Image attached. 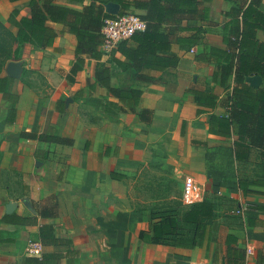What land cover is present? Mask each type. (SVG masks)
Instances as JSON below:
<instances>
[{"label": "crops", "instance_id": "0c3cea01", "mask_svg": "<svg viewBox=\"0 0 264 264\" xmlns=\"http://www.w3.org/2000/svg\"><path fill=\"white\" fill-rule=\"evenodd\" d=\"M102 1L107 0H96ZM196 1V11L182 15L183 29L177 34L182 41L171 46L178 64L154 71L159 81L140 83L143 91L138 107L153 111L149 124L131 112L116 116L103 112L99 101L116 99L101 86L87 87V79L93 83L95 60L85 58L73 82L67 81L66 75L75 60L74 46L71 35L59 33L60 24L50 23L58 33L50 47L25 50L19 62L21 71L32 72L23 79L20 72L12 80L10 92L17 95V101L8 122L7 101L0 93V218L4 214L37 215L33 203L40 206L51 196L56 201L57 214L37 216L36 224L0 222V264H23L25 256H39L43 252L64 254L51 264H227L225 246L221 244L226 233L211 245L210 240L215 239L211 230L209 239L194 248L142 242L138 233L148 229L150 211L133 204L128 183L131 176L155 159L167 158L177 160L180 169L204 186L213 179L215 164L211 161L221 162L225 157L234 165L233 192L251 203L244 207L243 231L227 233L235 235L238 246L246 249L245 264H255V252L264 251V210L257 208L264 207V186L247 184L243 194L237 180L255 179L261 173L260 150L250 148L249 160L238 162L233 154L235 135L209 132V115L227 113L231 87H220L211 80L213 62L194 59L202 48L195 41L225 47L223 36L232 24L230 13L239 0ZM67 5L80 8L74 2ZM259 8L264 11V0ZM14 9L18 11L17 17L28 16V0H0V20L8 25L7 18ZM130 9L128 13L138 16L144 12L139 7ZM11 30L15 28L11 26ZM257 38L264 41V32L257 30ZM116 56L122 59L121 55ZM0 75L8 74L5 71ZM34 75L43 83L28 81L34 80ZM121 78L112 71V84ZM193 90L213 93L216 106L197 105ZM197 109L201 112L197 113ZM21 132L47 133L70 138L72 143L44 142L23 137ZM250 161H254L250 166L258 173L239 174L237 167ZM214 176V182L222 179L218 174ZM23 199L29 201L33 211L23 204ZM8 202L15 203L10 213L5 212ZM42 224L53 225L58 244L42 246L33 241L30 235ZM30 243H38L39 247L30 252Z\"/></svg>", "mask_w": 264, "mask_h": 264}, {"label": "trees", "instance_id": "16d2710c", "mask_svg": "<svg viewBox=\"0 0 264 264\" xmlns=\"http://www.w3.org/2000/svg\"><path fill=\"white\" fill-rule=\"evenodd\" d=\"M16 1V0H9ZM113 1L120 5L118 15L131 12L130 7L144 10L139 17L145 22L143 31L134 33L130 38L117 43L110 53L101 47L103 34L101 28L105 19L116 15L105 12L104 3ZM28 0L30 9L28 16H18L12 10L7 18L8 26L0 20V66L3 62H20L26 49L47 48L53 43L57 31L50 23L61 25L60 34L68 33L73 38L75 60L70 67L66 79L73 82L74 75L82 69L85 58L96 61L93 70V83L87 79L86 85H98L107 90V94L116 99L103 100L100 107L104 113L116 116L120 112H131L141 122L149 124L153 111L139 108L142 94L140 83H155L160 79L153 75L154 71H164L178 64V57L171 52L174 42H181L177 36L181 27L182 15L196 11V0ZM76 3L79 9L67 3ZM261 0H239L230 13L232 24L223 36L225 47H216L206 43H198L201 50L195 54L198 62H213L215 69L211 80L220 87H231L227 98L226 115L211 113L208 117L209 132L215 135H235L233 141L234 159L238 162L249 160V149L260 150V171L255 179L246 177L237 180V186L243 194L247 184L264 186V41L257 38V30L264 32V11L260 7ZM164 24H169L165 27ZM29 50V49H28ZM108 57L104 60L103 58ZM119 54L122 59L116 56ZM4 57V61L1 59ZM112 71L122 75L117 84L111 83ZM28 69L21 71V79ZM258 75L262 83L258 87L246 81L247 76ZM13 78L0 75V93L7 101V122L10 113L16 110L17 95L10 92ZM195 102L199 106L214 108L216 96L208 91L193 90ZM197 113L201 110L197 109ZM12 120V119H11ZM21 136L44 142L71 144L72 139L50 135L47 133H20ZM1 160V152H0ZM172 205V204H171ZM221 200L205 196L202 201L191 206L172 205L167 210L150 208L148 229L140 230L138 238L147 244H160L181 248L200 247L209 239L212 224L219 217ZM264 210V207H257ZM37 215L20 217L4 214L0 222L19 224H36L37 216L55 217L57 204L53 196L40 206L33 203ZM14 218H10V217ZM1 232V231H0ZM33 241L42 246L58 244L51 224L38 226L36 233L30 235ZM32 240V239H31ZM2 241V238H0ZM225 246L227 264H245L246 249L238 246V239L232 233H226L221 240ZM74 253V251H70ZM64 254L46 252L39 256L27 255L23 264L57 263ZM231 260V262H230ZM255 264H264V251L255 252Z\"/></svg>", "mask_w": 264, "mask_h": 264}, {"label": "rangeland", "instance_id": "374dc122", "mask_svg": "<svg viewBox=\"0 0 264 264\" xmlns=\"http://www.w3.org/2000/svg\"><path fill=\"white\" fill-rule=\"evenodd\" d=\"M6 26L11 29V26L7 24ZM1 61H4V57ZM8 63L9 61L5 60L0 66V74L6 71ZM32 77H34V80L28 81L39 85L43 83L41 79L35 78V75ZM211 162L215 164L211 184L203 186L199 180L197 182L205 189V196L220 199L222 203L219 217L211 227L212 236L214 235L215 239L210 240V244L214 245L220 239V236L228 231H243L244 207L251 203L246 198L243 199L233 192L235 187L234 165L231 164L229 157L221 158V162L220 159ZM253 163L254 161H250L246 166L237 167L238 173L241 175L248 173V176L257 174L258 170L250 166ZM180 167L175 159L173 161L172 159L160 158L155 159L154 163L149 164L137 175L131 176L128 183L133 204L139 209L147 208V210L151 207H156L158 210H167L169 207H173L172 205L185 207L180 201L181 185L183 178L189 173L180 169ZM222 169L224 171H221ZM216 174L219 177L221 176L222 179L214 182L217 178V176H214ZM222 182L224 185H221ZM237 210L238 212H236Z\"/></svg>", "mask_w": 264, "mask_h": 264}, {"label": "built area", "instance_id": "2783aa9c", "mask_svg": "<svg viewBox=\"0 0 264 264\" xmlns=\"http://www.w3.org/2000/svg\"><path fill=\"white\" fill-rule=\"evenodd\" d=\"M145 22L135 13H123L113 18L105 19L101 28L103 34V44L101 49L105 53H110L118 42L130 38L134 33L143 31ZM193 51V49H190ZM205 197V189L191 176L183 178L180 201L185 207L202 201ZM238 212V210L236 211ZM39 247L38 243H30V252H34Z\"/></svg>", "mask_w": 264, "mask_h": 264}, {"label": "water", "instance_id": "95a60500", "mask_svg": "<svg viewBox=\"0 0 264 264\" xmlns=\"http://www.w3.org/2000/svg\"><path fill=\"white\" fill-rule=\"evenodd\" d=\"M104 9L105 12L109 13V14H113V15H117L119 9H120V5L112 2V1H108L105 5H104ZM7 74L12 77L15 78L19 75V73L21 72V66L19 62L13 61V62H9L8 66L6 68ZM246 80L252 85V86H258L261 78L260 76H249L246 78ZM23 204L28 207L29 209H31V211H33V209L31 208V205L29 203V201L27 199H23ZM15 208V203L12 202H8L5 206V212L6 213H10L11 211H13V209Z\"/></svg>", "mask_w": 264, "mask_h": 264}]
</instances>
